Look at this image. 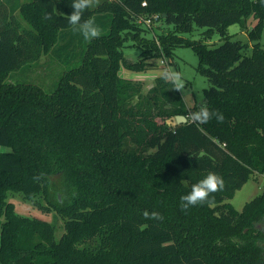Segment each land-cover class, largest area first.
Instances as JSON below:
<instances>
[{"label":"trees","instance_id":"16d2710c","mask_svg":"<svg viewBox=\"0 0 264 264\" xmlns=\"http://www.w3.org/2000/svg\"><path fill=\"white\" fill-rule=\"evenodd\" d=\"M71 2L0 0V264H264V194L242 211L229 201L264 173V22L250 54L224 35L251 14L264 19V0H98L83 15L102 29L91 41L72 31ZM152 13L160 25L138 22ZM195 26L223 41L181 35ZM137 39L141 56L193 46L209 82L194 111L207 105L224 122H192L172 84L155 91L168 109L121 77L122 63L142 65L124 50ZM51 52L67 66L53 91L13 74ZM179 114L188 120L166 122ZM208 172L223 189L182 211L180 197Z\"/></svg>","mask_w":264,"mask_h":264},{"label":"rangeland","instance_id":"374dc122","mask_svg":"<svg viewBox=\"0 0 264 264\" xmlns=\"http://www.w3.org/2000/svg\"><path fill=\"white\" fill-rule=\"evenodd\" d=\"M262 20L264 22V19L261 16L257 17V15L255 16V14H251L240 21L230 24L226 28L224 35L232 39H240L248 44L249 47L245 49V53L250 54L253 47L250 31H255L257 24L262 22ZM160 23L161 22H158L156 26L160 25ZM168 29L169 27L165 26L164 30L166 32ZM207 29V27L195 26L192 32L181 35L196 40L198 43H206L209 46L220 44L223 41L224 37H222L219 32L215 31L213 34L207 35ZM61 41L58 42V46L62 43ZM260 41L264 45V29ZM139 43L138 39L135 42L129 40L127 43L129 45L126 46L124 50L130 61H141V67L132 69L122 63L119 75L133 81L134 85L139 87V94H142L143 96L157 94V96L163 98L166 108L169 109L171 108V102H169L166 95L162 92L155 91L157 89L160 91V89L162 90L163 88L171 91V88L168 87L171 83H166L160 78L164 68L167 67L178 71L182 74L185 84L182 92L180 91L181 96L189 112H194L195 106L204 99V88L209 85L207 78L197 71L199 56L195 48L180 43V45L173 46L172 53L168 56L163 50L162 45H158L160 48L159 55H156V53H147L141 56L140 53L142 49ZM66 67L67 66L64 65V62L57 57V53L55 54L54 52H51L41 56L37 61L14 71L13 74L18 80L40 83L47 91L51 92L55 89L56 83ZM137 98L138 94H136L133 102H135ZM175 117L176 115H172L165 120L169 124L175 125L178 124ZM186 117L188 119V115ZM161 119V117L158 118L159 121H162ZM263 194L264 173L255 172L251 175L248 181L236 191L229 201L236 209L242 211L247 203L254 201ZM14 200L21 201V198L17 196ZM48 217H50L51 221L57 225V232L60 235L63 231V220L61 216L57 213H51ZM258 226L264 229V220L261 221Z\"/></svg>","mask_w":264,"mask_h":264},{"label":"clouds","instance_id":"9594fccd","mask_svg":"<svg viewBox=\"0 0 264 264\" xmlns=\"http://www.w3.org/2000/svg\"><path fill=\"white\" fill-rule=\"evenodd\" d=\"M97 2L98 0H72L70 5L72 12L70 15L65 16L72 31L82 35L86 41L98 39L102 35V29L96 24L93 18L87 20L83 19L85 11L92 8ZM44 19L51 20L52 13H46ZM160 78L166 83H171L173 89L181 92L185 87L182 74L167 67L163 69ZM213 118H215L218 123H223L225 119L221 112L218 110H211L207 105H202L198 111L190 113L191 121L200 125L207 124ZM223 187V177L214 172H208L206 176L191 186V190L186 195L180 197L181 210L186 212L192 207L210 202V196L222 190ZM143 217L145 219L163 220V216L155 211L151 213L144 211Z\"/></svg>","mask_w":264,"mask_h":264},{"label":"built area","instance_id":"2783aa9c","mask_svg":"<svg viewBox=\"0 0 264 264\" xmlns=\"http://www.w3.org/2000/svg\"><path fill=\"white\" fill-rule=\"evenodd\" d=\"M146 4H147L146 1H144L143 5ZM160 18H161V14L159 13L143 14L138 17V22L148 28H153L154 26H156L158 22H161Z\"/></svg>","mask_w":264,"mask_h":264},{"label":"water","instance_id":"95a60500","mask_svg":"<svg viewBox=\"0 0 264 264\" xmlns=\"http://www.w3.org/2000/svg\"><path fill=\"white\" fill-rule=\"evenodd\" d=\"M175 118H176V121H177L178 124L184 123V122H186L188 120L185 115H181V114L176 115Z\"/></svg>","mask_w":264,"mask_h":264},{"label":"crops","instance_id":"0c3cea01","mask_svg":"<svg viewBox=\"0 0 264 264\" xmlns=\"http://www.w3.org/2000/svg\"><path fill=\"white\" fill-rule=\"evenodd\" d=\"M13 1H15V0H13ZM21 2H23L24 0H20Z\"/></svg>","mask_w":264,"mask_h":264}]
</instances>
